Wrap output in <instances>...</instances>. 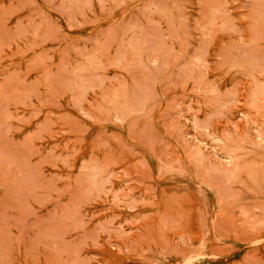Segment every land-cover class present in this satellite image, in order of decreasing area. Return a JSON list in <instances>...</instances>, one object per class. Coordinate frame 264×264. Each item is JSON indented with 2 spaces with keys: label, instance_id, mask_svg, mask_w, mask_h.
I'll return each mask as SVG.
<instances>
[{
  "label": "rangeland",
  "instance_id": "rangeland-1",
  "mask_svg": "<svg viewBox=\"0 0 264 264\" xmlns=\"http://www.w3.org/2000/svg\"><path fill=\"white\" fill-rule=\"evenodd\" d=\"M0 264H264V0H0Z\"/></svg>",
  "mask_w": 264,
  "mask_h": 264
}]
</instances>
